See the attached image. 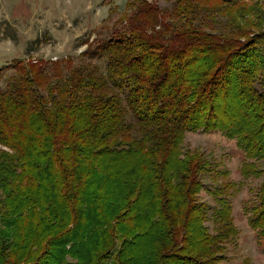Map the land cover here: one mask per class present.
<instances>
[{
    "label": "trees",
    "instance_id": "16d2710c",
    "mask_svg": "<svg viewBox=\"0 0 264 264\" xmlns=\"http://www.w3.org/2000/svg\"><path fill=\"white\" fill-rule=\"evenodd\" d=\"M134 4L76 58L9 65L0 264L222 263L239 229L227 197L199 198L214 169L192 131L236 139L241 173L262 177L264 242V0Z\"/></svg>",
    "mask_w": 264,
    "mask_h": 264
},
{
    "label": "rangeland",
    "instance_id": "374dc122",
    "mask_svg": "<svg viewBox=\"0 0 264 264\" xmlns=\"http://www.w3.org/2000/svg\"><path fill=\"white\" fill-rule=\"evenodd\" d=\"M152 1L162 8L172 5L171 0ZM134 7V0H0V68L4 75L0 86H5L12 73L9 65L18 59L76 58L86 50L87 41L94 45L122 29L127 24L121 22L122 14H130ZM185 147L203 151L214 169L203 175L200 200L208 202L211 210L219 206V197H227L233 206L239 234L227 242L228 258L220 264H264V242H259L249 223L262 177L241 173L244 150L236 139L220 131L188 132ZM258 164L264 167V159ZM207 223L212 227V221ZM72 262L69 258L68 264Z\"/></svg>",
    "mask_w": 264,
    "mask_h": 264
}]
</instances>
